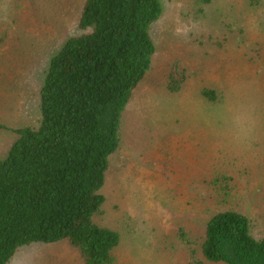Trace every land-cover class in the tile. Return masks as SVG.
Instances as JSON below:
<instances>
[{
	"label": "rangeland",
	"instance_id": "374dc122",
	"mask_svg": "<svg viewBox=\"0 0 264 264\" xmlns=\"http://www.w3.org/2000/svg\"><path fill=\"white\" fill-rule=\"evenodd\" d=\"M86 1L0 0V123L9 128L0 129V160L18 139L9 130L39 126L51 61L79 34ZM162 4L157 52L123 114L95 219L120 235L114 264H188L190 250L206 261L207 223L224 211L247 216L264 239V0ZM176 65L188 79L172 94ZM9 264L84 261L60 242L22 247Z\"/></svg>",
	"mask_w": 264,
	"mask_h": 264
},
{
	"label": "trees",
	"instance_id": "16d2710c",
	"mask_svg": "<svg viewBox=\"0 0 264 264\" xmlns=\"http://www.w3.org/2000/svg\"><path fill=\"white\" fill-rule=\"evenodd\" d=\"M163 13L162 0L86 1L79 34L51 61L39 126L9 130L18 139L0 160V264L22 247L60 242L84 264H114L120 235L95 219L106 203L102 190L120 149L123 114L152 68V28ZM187 79L176 65L168 91L181 93ZM204 96L215 100L213 91ZM179 236L191 245L184 229ZM201 252L206 261L190 250L188 264H264V239L244 214L219 212L207 223Z\"/></svg>",
	"mask_w": 264,
	"mask_h": 264
}]
</instances>
